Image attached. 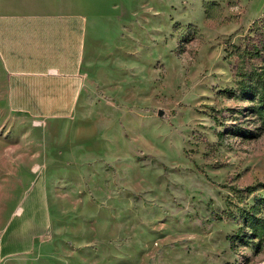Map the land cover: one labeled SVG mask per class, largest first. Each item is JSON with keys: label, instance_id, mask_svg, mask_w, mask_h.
<instances>
[{"label": "rangeland", "instance_id": "374dc122", "mask_svg": "<svg viewBox=\"0 0 264 264\" xmlns=\"http://www.w3.org/2000/svg\"><path fill=\"white\" fill-rule=\"evenodd\" d=\"M133 5L119 37L132 36L133 76L120 71L121 100L90 102L101 133L14 112L0 90V230L44 176L55 240L24 264H264V237L242 218L261 200L264 222V119L236 91L246 63L231 54L264 0Z\"/></svg>", "mask_w": 264, "mask_h": 264}, {"label": "crops", "instance_id": "0c3cea01", "mask_svg": "<svg viewBox=\"0 0 264 264\" xmlns=\"http://www.w3.org/2000/svg\"><path fill=\"white\" fill-rule=\"evenodd\" d=\"M133 2L0 0V90L8 108L48 122L83 118L77 132L101 133L102 111L90 102L104 97L121 100L116 89L120 71L133 76L129 74L132 36L128 32L126 39L119 40L131 24ZM87 117L94 120L86 121ZM94 147L91 144L79 153L83 163L88 156H96L88 151ZM67 149L58 159L72 163L73 146ZM52 189L44 176L33 181L19 211L0 230V264H24L55 240Z\"/></svg>", "mask_w": 264, "mask_h": 264}, {"label": "trees", "instance_id": "16d2710c", "mask_svg": "<svg viewBox=\"0 0 264 264\" xmlns=\"http://www.w3.org/2000/svg\"><path fill=\"white\" fill-rule=\"evenodd\" d=\"M249 32L254 33V36H249L251 41L241 44L240 48L235 47L233 49L236 50L235 53L231 52L232 55H236L235 58H239L234 67L246 63L234 68L236 91L243 97L256 101L257 104L252 109L264 119V17L253 21ZM251 190L249 188L248 191ZM260 202L261 200H258L244 209L242 217L251 235L258 239L264 237V222L255 216V210L258 209Z\"/></svg>", "mask_w": 264, "mask_h": 264}]
</instances>
